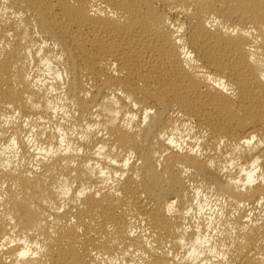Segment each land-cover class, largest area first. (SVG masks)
I'll return each mask as SVG.
<instances>
[{
  "label": "bare ground",
  "instance_id": "obj_1",
  "mask_svg": "<svg viewBox=\"0 0 264 264\" xmlns=\"http://www.w3.org/2000/svg\"><path fill=\"white\" fill-rule=\"evenodd\" d=\"M0 264H264V0H0Z\"/></svg>",
  "mask_w": 264,
  "mask_h": 264
}]
</instances>
